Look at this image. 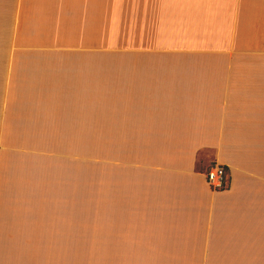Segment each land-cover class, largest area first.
I'll return each mask as SVG.
<instances>
[{"label":"crops","instance_id":"1","mask_svg":"<svg viewBox=\"0 0 264 264\" xmlns=\"http://www.w3.org/2000/svg\"><path fill=\"white\" fill-rule=\"evenodd\" d=\"M144 1L154 22L118 47L110 0H0V246L14 263L45 223L47 139L91 133L96 32L130 56L101 83L104 216L127 253L264 254V0ZM213 164L224 189L206 182Z\"/></svg>","mask_w":264,"mask_h":264},{"label":"rangeland","instance_id":"2","mask_svg":"<svg viewBox=\"0 0 264 264\" xmlns=\"http://www.w3.org/2000/svg\"><path fill=\"white\" fill-rule=\"evenodd\" d=\"M110 3L111 42L118 39L111 45L133 46L135 35L140 36V25L146 20L154 22L155 5L144 0ZM99 35L94 33L93 127L89 135L47 139L51 142L46 146L45 197L39 201L46 212L45 223L25 229L24 264H264V254L255 255L254 261L195 263L143 261L172 257L146 256L142 251L137 256L127 253L124 231L117 237L118 225L109 221L107 210L104 216L102 160L108 155V135L102 129L101 83L105 70L110 80L116 79L117 64L128 62L130 56L119 48L108 49ZM32 206L37 207V203ZM13 255L11 247L0 246V264H19L12 261Z\"/></svg>","mask_w":264,"mask_h":264},{"label":"built area","instance_id":"3","mask_svg":"<svg viewBox=\"0 0 264 264\" xmlns=\"http://www.w3.org/2000/svg\"><path fill=\"white\" fill-rule=\"evenodd\" d=\"M205 179L212 190H221L227 186L225 168L219 164H213L206 170Z\"/></svg>","mask_w":264,"mask_h":264},{"label":"trees","instance_id":"4","mask_svg":"<svg viewBox=\"0 0 264 264\" xmlns=\"http://www.w3.org/2000/svg\"><path fill=\"white\" fill-rule=\"evenodd\" d=\"M225 168V167H224ZM225 171H226V168H225ZM226 174H227V171H226Z\"/></svg>","mask_w":264,"mask_h":264}]
</instances>
